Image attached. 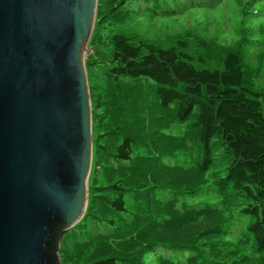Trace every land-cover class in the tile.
<instances>
[{"label":"trees","instance_id":"obj_1","mask_svg":"<svg viewBox=\"0 0 264 264\" xmlns=\"http://www.w3.org/2000/svg\"><path fill=\"white\" fill-rule=\"evenodd\" d=\"M129 1L97 8L85 63L92 166L105 179L93 182L83 218L65 233L63 263L264 264L262 83L238 46L104 34ZM177 125L193 130L191 143L173 134ZM234 244L243 253L231 259Z\"/></svg>","mask_w":264,"mask_h":264},{"label":"water","instance_id":"obj_2","mask_svg":"<svg viewBox=\"0 0 264 264\" xmlns=\"http://www.w3.org/2000/svg\"><path fill=\"white\" fill-rule=\"evenodd\" d=\"M98 0H0V264H61L93 157Z\"/></svg>","mask_w":264,"mask_h":264},{"label":"rangeland","instance_id":"obj_3","mask_svg":"<svg viewBox=\"0 0 264 264\" xmlns=\"http://www.w3.org/2000/svg\"><path fill=\"white\" fill-rule=\"evenodd\" d=\"M99 2L100 0L97 2V8ZM146 2L149 0L129 1L123 13L124 16L115 17L101 30L104 34L120 30L129 34H140L147 38L190 36L214 42L227 49L238 46L245 56L247 74L253 77L257 84L262 83L261 87L264 88V0H153V2H158L153 4L154 9L149 8ZM172 132L178 135L187 134L189 143L193 140V130L185 125L175 126ZM188 145L190 146V144ZM171 148L172 145L166 149L171 150ZM178 155H182V153ZM104 179V174L100 169L98 168L97 171L91 165L87 184V205L91 185L95 182V186H102ZM98 190L100 187L97 188ZM233 207H235L233 210L237 209V205ZM86 210L87 206L85 212ZM234 223L231 224H238L237 221ZM242 233L243 229L239 227V230L230 235L228 239L235 241ZM79 238L83 240L85 237ZM65 244L72 247L75 242L68 240ZM63 247L62 238L59 250L61 264H65L61 254ZM234 247L235 244L232 246L233 250L228 252L230 255L227 257L231 259L243 253L240 244L236 248Z\"/></svg>","mask_w":264,"mask_h":264}]
</instances>
